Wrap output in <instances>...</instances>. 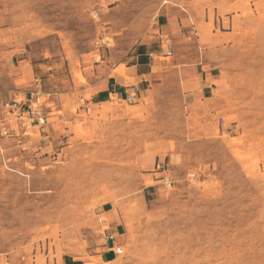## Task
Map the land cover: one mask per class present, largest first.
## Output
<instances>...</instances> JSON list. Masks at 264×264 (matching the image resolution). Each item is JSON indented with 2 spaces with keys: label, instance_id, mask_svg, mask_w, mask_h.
<instances>
[{
  "label": "rangeland",
  "instance_id": "1",
  "mask_svg": "<svg viewBox=\"0 0 264 264\" xmlns=\"http://www.w3.org/2000/svg\"><path fill=\"white\" fill-rule=\"evenodd\" d=\"M19 63L49 126L0 136V264H264V0H0V91Z\"/></svg>",
  "mask_w": 264,
  "mask_h": 264
},
{
  "label": "crops",
  "instance_id": "2",
  "mask_svg": "<svg viewBox=\"0 0 264 264\" xmlns=\"http://www.w3.org/2000/svg\"><path fill=\"white\" fill-rule=\"evenodd\" d=\"M169 22L166 17L161 16L157 22V30L161 31L162 34L158 35L159 38L164 37V32L168 30ZM155 46L151 47L154 49ZM150 46L146 44H140L135 49L136 55L131 58V60L135 61L133 65L127 66L126 75L128 78L133 80L132 83L124 82L122 78L124 76V72L116 73L115 75L108 73L107 77L101 81V89L97 91L93 97L90 99V104L92 106H98L100 108L105 107L106 104L110 102L111 99H119L120 101H126L127 97L132 93L133 90L138 92V85H141L143 82L148 80V77L151 75L150 58L153 57V53L149 52ZM23 66L19 63L13 69V79L12 82H19L23 75L26 74L27 81L29 82V86L27 88L31 89L33 86V79L30 80L29 71L26 69H22ZM31 83V84H30ZM28 91V90H27ZM26 91V92H27ZM20 95L24 96V92L17 91H0V101L10 100L13 98H17ZM139 100L138 95L136 94V98L133 102ZM132 102V103H133ZM88 106V105H87ZM101 111H106L101 110ZM47 119V116H46ZM49 124L47 123L46 131L48 129ZM48 132V131H47ZM112 243V242H111ZM68 264H82L78 261L70 260Z\"/></svg>",
  "mask_w": 264,
  "mask_h": 264
},
{
  "label": "built area",
  "instance_id": "3",
  "mask_svg": "<svg viewBox=\"0 0 264 264\" xmlns=\"http://www.w3.org/2000/svg\"><path fill=\"white\" fill-rule=\"evenodd\" d=\"M166 56L172 53L171 45L165 46ZM41 80L33 79V86L21 98L0 101V136L12 139L22 147L29 142L31 135L47 136V119L42 104L39 102ZM137 91L133 90L126 101L131 104L136 98ZM40 150V147L37 148ZM168 180L166 179V182ZM116 256L122 255L121 247L112 246L108 249Z\"/></svg>",
  "mask_w": 264,
  "mask_h": 264
},
{
  "label": "bare ground",
  "instance_id": "4",
  "mask_svg": "<svg viewBox=\"0 0 264 264\" xmlns=\"http://www.w3.org/2000/svg\"><path fill=\"white\" fill-rule=\"evenodd\" d=\"M78 78H81V76L80 75H78ZM82 80V79H81Z\"/></svg>",
  "mask_w": 264,
  "mask_h": 264
}]
</instances>
